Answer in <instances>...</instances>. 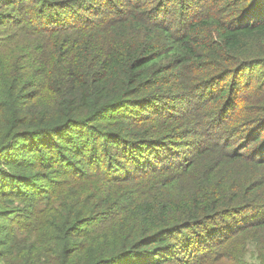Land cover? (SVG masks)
Masks as SVG:
<instances>
[{
	"label": "trees",
	"instance_id": "trees-1",
	"mask_svg": "<svg viewBox=\"0 0 264 264\" xmlns=\"http://www.w3.org/2000/svg\"><path fill=\"white\" fill-rule=\"evenodd\" d=\"M7 52L0 264H264V0H0Z\"/></svg>",
	"mask_w": 264,
	"mask_h": 264
},
{
	"label": "rangeland",
	"instance_id": "rangeland-1",
	"mask_svg": "<svg viewBox=\"0 0 264 264\" xmlns=\"http://www.w3.org/2000/svg\"><path fill=\"white\" fill-rule=\"evenodd\" d=\"M207 9H209V8H207ZM20 34H22V33H20ZM14 35H16V34H14ZM16 37H17V40L18 41L23 40L24 42H26V41H29L32 36H30L28 34H23V35H17ZM17 54L19 55V58L15 60L17 62L16 63L17 66L15 67L16 68L15 76H17L18 78H21V79L22 78L25 79V78L32 77L33 72L30 70V68L27 67V65L29 64V61H30V59L27 56V53H17ZM8 55H10V52H7L5 55H3L2 58L0 57V73H3V71H2V65H3V63L4 62H7V61L9 62V59H7V56ZM15 56H16V54H15ZM243 113H245V112H243ZM7 207L8 208H12L13 206H11L9 204ZM16 227H18V226H16ZM22 227L26 228V232H21V233L17 234L15 237H12V238H9L10 235L13 234V232L10 231V230H3L2 233L0 234L1 235L0 236L1 239L3 237L5 240L8 241L6 247H9V249L11 250L10 253H14V251H17L18 250V251H22L23 254H26V248L27 247H25V243H26L25 242V239L29 235L30 232L32 233V230H30V227L31 226H29L28 224H25ZM17 241H21L20 242V245H17L16 244ZM37 245H38V243H36V246ZM36 246H34L35 250L37 249ZM10 253H9V256H12L13 254H10ZM42 259L43 258L41 256H39V261H42ZM247 260L248 261H254V259L250 255L247 256ZM10 261H12V259ZM164 264H172V263L167 262V263H164ZM199 264H233V263L230 262V261L223 263L222 260H218V261H213V262L210 261V262L199 263Z\"/></svg>",
	"mask_w": 264,
	"mask_h": 264
}]
</instances>
